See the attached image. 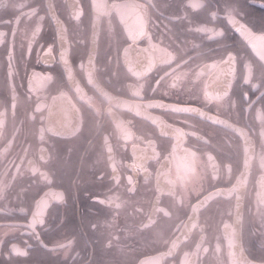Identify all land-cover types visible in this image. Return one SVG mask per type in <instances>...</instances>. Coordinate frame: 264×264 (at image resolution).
Segmentation results:
<instances>
[{"label":"flooded vegetation","instance_id":"af4514ba","mask_svg":"<svg viewBox=\"0 0 264 264\" xmlns=\"http://www.w3.org/2000/svg\"><path fill=\"white\" fill-rule=\"evenodd\" d=\"M0 264H264V0H0Z\"/></svg>","mask_w":264,"mask_h":264},{"label":"clouds","instance_id":"9594fccd","mask_svg":"<svg viewBox=\"0 0 264 264\" xmlns=\"http://www.w3.org/2000/svg\"><path fill=\"white\" fill-rule=\"evenodd\" d=\"M62 111H70V108L68 106H65L64 108H62ZM41 119H43V116L41 117ZM40 138H44L43 130H41L40 132ZM48 139L53 140L51 136L48 137ZM83 143L84 141L82 136H76L75 139L64 145L63 148L53 141L49 146L51 156L41 166L48 169L53 173V175H55L57 170H61L65 176H71L74 165L70 157L73 152H78L80 150V147ZM65 149H67V153H65ZM85 151H88L87 146H85ZM33 155H35V151H33ZM88 166V162L84 160H82L79 164V168L81 169H86L88 168ZM72 186L76 189L83 187V185L78 184L75 179H73Z\"/></svg>","mask_w":264,"mask_h":264}]
</instances>
